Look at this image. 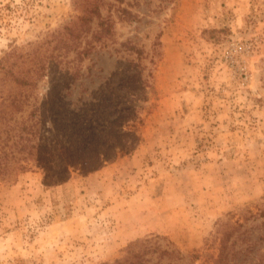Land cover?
<instances>
[{
    "label": "rangeland",
    "instance_id": "1",
    "mask_svg": "<svg viewBox=\"0 0 264 264\" xmlns=\"http://www.w3.org/2000/svg\"><path fill=\"white\" fill-rule=\"evenodd\" d=\"M7 54L35 86L0 74L25 103L0 142L35 124L103 161L0 178V264H216L223 231L259 264L264 0H0Z\"/></svg>",
    "mask_w": 264,
    "mask_h": 264
},
{
    "label": "trees",
    "instance_id": "2",
    "mask_svg": "<svg viewBox=\"0 0 264 264\" xmlns=\"http://www.w3.org/2000/svg\"><path fill=\"white\" fill-rule=\"evenodd\" d=\"M73 31V29H69ZM10 55V54H9ZM8 54L4 56L0 63V74L13 77V80L28 90L33 89L35 84L32 83V78L27 76H21L20 71L14 70L13 64H8ZM45 65L41 64L38 69L35 70L39 76H44ZM4 78L0 77V82ZM37 82L34 80V83ZM2 89V87H1ZM0 89V90H1ZM0 131L3 128L8 129V133L16 132L15 125H10V121L14 120L16 112L20 107L25 104L22 99L16 95H8L0 97ZM38 129L34 125L24 126L19 131V139H14L12 143L6 141L0 142V178L11 179L13 176L24 172L28 169L30 162H34L44 169L47 175L51 174L52 178L58 176L52 174L56 165L64 159H68V164L79 165L83 170H91L97 166L101 160L100 155H95L94 151L90 148V145L84 142L70 143L66 142L61 145L58 141H48L46 139L38 138ZM7 149V150H6ZM56 171V170H55ZM60 176V175H59ZM58 181H61L59 179ZM258 213H251L256 218H264V206L257 208ZM234 232L223 231L220 238V253L216 264H232L233 255L232 247L235 241H232ZM125 260L124 262H116L117 264H143V259L139 257L137 261ZM259 264H264V253Z\"/></svg>",
    "mask_w": 264,
    "mask_h": 264
}]
</instances>
